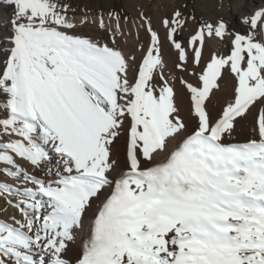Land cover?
Segmentation results:
<instances>
[{
	"label": "snow or ice",
	"instance_id": "snow-or-ice-1",
	"mask_svg": "<svg viewBox=\"0 0 264 264\" xmlns=\"http://www.w3.org/2000/svg\"><path fill=\"white\" fill-rule=\"evenodd\" d=\"M4 5L0 176L17 183L0 196L19 215L0 264H264V9L243 32L140 12L126 50V15Z\"/></svg>",
	"mask_w": 264,
	"mask_h": 264
},
{
	"label": "rangeland",
	"instance_id": "rangeland-1",
	"mask_svg": "<svg viewBox=\"0 0 264 264\" xmlns=\"http://www.w3.org/2000/svg\"><path fill=\"white\" fill-rule=\"evenodd\" d=\"M70 4L71 8L76 10V15L96 17L101 13L104 17H108V13H119L121 16L129 17L130 21L137 19V14L144 12L146 15L152 18L154 24L156 20L167 14L171 8L175 5H179L186 14L196 16L199 20H207L214 22L218 19H223L228 25L229 31H244L243 21L246 17L252 14L254 11L264 9V1L261 4H257L256 1L251 0H66ZM186 5V7H185ZM0 9L4 15L0 18V67L3 65L4 55L7 48L6 37L10 34L9 17L11 16V9L4 5V0H0ZM194 26L189 24V31ZM92 27L85 28L84 32L91 34ZM188 32H185L187 36ZM130 41L133 40V35H128ZM124 39L121 40V43ZM219 45L215 41H210L205 55L211 51L216 50ZM165 59L168 62L169 68H171V57L167 50L165 51ZM182 114L184 109L182 107ZM249 122L245 125L238 126L237 133L250 134ZM0 183H7L9 185H15L12 179L0 176ZM6 204V200L3 196H0V207ZM16 213L19 215L18 210ZM0 219L7 221L8 219L0 211Z\"/></svg>",
	"mask_w": 264,
	"mask_h": 264
},
{
	"label": "bare ground",
	"instance_id": "bare-ground-1",
	"mask_svg": "<svg viewBox=\"0 0 264 264\" xmlns=\"http://www.w3.org/2000/svg\"><path fill=\"white\" fill-rule=\"evenodd\" d=\"M253 1H256L257 4H261L262 1L264 0H251V2ZM4 15L3 11L0 9V18ZM81 17L80 15L77 16V18ZM89 20H91L93 17H88ZM105 22L107 23L108 22V18L105 17ZM133 23V20L129 22V25L128 27L125 28V32H126V36L124 38V41L122 42V44L125 42V40H127V46H126V50H131L132 49V45L136 39V30L134 28H131V34L130 35H133V40L130 41L129 38H128V32H129V28L131 27V24ZM210 42V41H209ZM208 42V44H209ZM183 111V110H182ZM242 133V132H241ZM240 132L239 133H236V138L237 140L239 141H243L248 135L246 134H241ZM16 182V181H15ZM13 199H16L15 197ZM0 211L1 213L6 216V218L9 220V218L12 216V215H17L18 214L16 213V208H13L11 207L10 205H8L7 203L5 205H2V207H0ZM2 220V219H0ZM75 251V250H74Z\"/></svg>",
	"mask_w": 264,
	"mask_h": 264
}]
</instances>
